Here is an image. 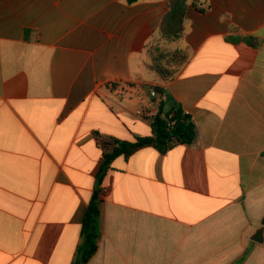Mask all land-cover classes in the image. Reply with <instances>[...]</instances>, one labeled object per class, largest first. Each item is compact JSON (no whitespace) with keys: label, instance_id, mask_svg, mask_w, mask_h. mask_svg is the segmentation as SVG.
<instances>
[{"label":"crops","instance_id":"0c3cea01","mask_svg":"<svg viewBox=\"0 0 264 264\" xmlns=\"http://www.w3.org/2000/svg\"><path fill=\"white\" fill-rule=\"evenodd\" d=\"M192 1L166 45L187 61L165 80L147 51L168 0H0V264H75L98 193L87 264H264L251 239L264 227V0ZM176 108L192 143L117 157L100 180L109 142L152 136Z\"/></svg>","mask_w":264,"mask_h":264},{"label":"trees","instance_id":"16d2710c","mask_svg":"<svg viewBox=\"0 0 264 264\" xmlns=\"http://www.w3.org/2000/svg\"><path fill=\"white\" fill-rule=\"evenodd\" d=\"M139 0H127L133 4ZM169 11L164 16L159 31L151 40L148 46L150 57V69L155 71L161 78L167 80L173 78L179 68L187 61V52L184 49L170 50L166 45L180 43L184 36V24L188 0H168ZM192 5L201 12L208 10L207 0H193ZM252 46H257L258 41L251 37H246ZM157 91L163 99L164 91L157 87ZM163 102L161 101V104ZM173 125H169L168 120L156 118L152 123L153 134L150 137H140L134 142H109V150L104 154L105 165L102 167L101 178L106 174L107 165L115 158L124 156L128 158L133 153L144 147H155L161 152H165L175 144H190L194 141L196 132L195 125L190 116L181 108H176L172 114ZM102 146H106L101 142ZM100 193L96 194L90 202L86 219L83 225V236L85 247L75 264H87L98 250L100 237L99 216H100ZM264 226V219L262 221ZM243 260V259H242ZM241 260V261H242ZM239 261L236 264H240Z\"/></svg>","mask_w":264,"mask_h":264},{"label":"built area","instance_id":"2783aa9c","mask_svg":"<svg viewBox=\"0 0 264 264\" xmlns=\"http://www.w3.org/2000/svg\"><path fill=\"white\" fill-rule=\"evenodd\" d=\"M148 91H149L150 98L156 99V100H158V98H160V95L157 91V87L155 85H150L148 88ZM135 113L137 116L142 117V118H148L152 114V112L150 111V109L148 107L143 108V109H138V110H136ZM168 122H169L170 126L174 124V121L172 120V116L169 117ZM103 159H104V155H103ZM105 193H106V190L103 189L101 194L104 195Z\"/></svg>","mask_w":264,"mask_h":264},{"label":"water","instance_id":"95a60500","mask_svg":"<svg viewBox=\"0 0 264 264\" xmlns=\"http://www.w3.org/2000/svg\"><path fill=\"white\" fill-rule=\"evenodd\" d=\"M251 239L255 242L262 243L264 241V227L259 228Z\"/></svg>","mask_w":264,"mask_h":264}]
</instances>
